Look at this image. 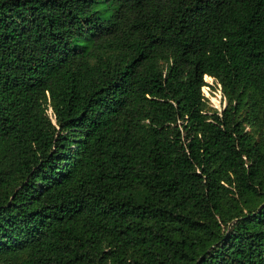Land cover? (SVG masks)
<instances>
[{
	"label": "trees",
	"instance_id": "16d2710c",
	"mask_svg": "<svg viewBox=\"0 0 264 264\" xmlns=\"http://www.w3.org/2000/svg\"><path fill=\"white\" fill-rule=\"evenodd\" d=\"M0 264H264V0H0Z\"/></svg>",
	"mask_w": 264,
	"mask_h": 264
},
{
	"label": "rangeland",
	"instance_id": "374dc122",
	"mask_svg": "<svg viewBox=\"0 0 264 264\" xmlns=\"http://www.w3.org/2000/svg\"><path fill=\"white\" fill-rule=\"evenodd\" d=\"M207 86L203 87L201 92L207 99L209 105L215 109H222L224 106V101L219 91V87L213 82L211 78H204Z\"/></svg>",
	"mask_w": 264,
	"mask_h": 264
}]
</instances>
